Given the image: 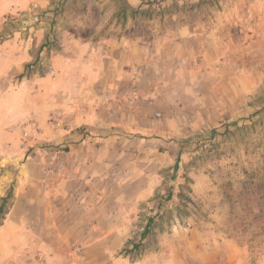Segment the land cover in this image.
<instances>
[{
  "label": "rangeland",
  "instance_id": "rangeland-1",
  "mask_svg": "<svg viewBox=\"0 0 264 264\" xmlns=\"http://www.w3.org/2000/svg\"><path fill=\"white\" fill-rule=\"evenodd\" d=\"M0 264H264V0H0Z\"/></svg>",
  "mask_w": 264,
  "mask_h": 264
},
{
  "label": "crops",
  "instance_id": "crops-1",
  "mask_svg": "<svg viewBox=\"0 0 264 264\" xmlns=\"http://www.w3.org/2000/svg\"><path fill=\"white\" fill-rule=\"evenodd\" d=\"M130 47H132V46H130ZM130 47H124V46L122 48L119 47V49L121 51V57H122V59L123 58H126V57H124L126 55L125 51H130L131 52V49L132 48H130ZM133 50H134V48L132 49V51ZM118 75H120V74H118ZM103 77L104 78H103L102 82L100 83V85L101 86H104V87L105 86H109L110 85V82H109L110 80L107 79V77H105V76H103ZM120 77H122L121 78V80H122V79H125V78L128 79L130 76L120 75ZM118 81H120V80H116V82H118ZM114 86H115V84H114ZM75 149L78 152H81L82 151V153H81L82 162L80 163V169H79V171L81 173H80V176H78V178L80 180L82 178H84V177H82L83 175H86V177H88L86 180H88L90 182L95 181L97 179H100V177L101 178L104 177V170L106 169V167H105L106 166V155H108L104 146H98V145L97 146H91V149H90L89 147L80 144V145L76 146ZM87 159H89V160H87ZM87 161H89V164H87ZM85 165L88 168H85ZM108 165H109V167H111L112 166L111 162H109ZM81 167H83V169H81ZM63 174H65V173H63ZM69 174H70L69 175V177H70L71 176V173L69 172ZM62 175H56V176H54L53 179L55 180V183L57 182V180L59 178H63V177H60ZM68 178L67 179L64 178L62 180V183L61 184L54 186V190L56 189L55 190V194L56 195H60V196L61 195H64V196H67L69 194H72V191L73 190H70V187H69L68 182H70L74 178H72V179H68ZM58 189H61V191L58 192L57 191ZM95 195L98 197V192L97 191H96V194ZM96 245H103V242L102 243L97 242Z\"/></svg>",
  "mask_w": 264,
  "mask_h": 264
},
{
  "label": "trees",
  "instance_id": "trees-1",
  "mask_svg": "<svg viewBox=\"0 0 264 264\" xmlns=\"http://www.w3.org/2000/svg\"><path fill=\"white\" fill-rule=\"evenodd\" d=\"M175 168H177V166H176ZM169 198H171V196H169ZM152 219H153V218H151L150 221H152ZM149 233H150V232H149V229L147 228V229L144 231L143 235H144V236H147ZM140 249H141V243H139V244H137L136 246H134V248H127V249H125V250H124V254L127 255V256H128V255H129V256H136V253H135V252L138 251L137 253H139ZM138 256H139V254H138ZM136 257H137V256H136Z\"/></svg>",
  "mask_w": 264,
  "mask_h": 264
}]
</instances>
